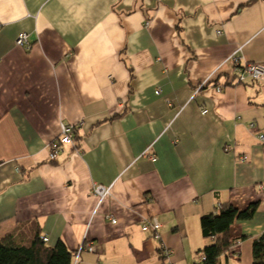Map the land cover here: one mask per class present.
Returning a JSON list of instances; mask_svg holds the SVG:
<instances>
[{"label": "crops", "instance_id": "obj_1", "mask_svg": "<svg viewBox=\"0 0 264 264\" xmlns=\"http://www.w3.org/2000/svg\"><path fill=\"white\" fill-rule=\"evenodd\" d=\"M250 1L0 0V240L83 245L76 264H194L202 215L256 203L219 263L254 264L264 80L234 76L236 60L264 65ZM62 124L74 136L52 158Z\"/></svg>", "mask_w": 264, "mask_h": 264}, {"label": "trees", "instance_id": "obj_2", "mask_svg": "<svg viewBox=\"0 0 264 264\" xmlns=\"http://www.w3.org/2000/svg\"><path fill=\"white\" fill-rule=\"evenodd\" d=\"M249 80L257 81L247 79L244 82ZM218 81L217 78L215 82ZM256 206V203H251L240 209L224 201L217 205L214 212L202 215V234L205 238H211L212 242L197 251L198 259L194 264H219L221 255L228 254L235 244L230 235L232 225L238 220L251 219ZM74 254L63 240L50 245L39 235L29 244H16L9 238L0 240V264H73ZM252 254L254 264H264V234L254 239Z\"/></svg>", "mask_w": 264, "mask_h": 264}, {"label": "built area", "instance_id": "obj_3", "mask_svg": "<svg viewBox=\"0 0 264 264\" xmlns=\"http://www.w3.org/2000/svg\"><path fill=\"white\" fill-rule=\"evenodd\" d=\"M16 44L18 46H21L25 49H30L31 44H32V38L30 37V33L28 32H21L19 33V35L16 38ZM237 59V58H235ZM236 73L235 76V80L237 82H244L247 79H253V80H264V65L261 64H256V63H247L244 65H240L237 63L236 60V67H235V71H234V75ZM212 77H210L209 79H206V81L204 82V84H206L209 80H211ZM218 89H221V87H218ZM204 113L207 112V109L203 110ZM255 124L252 123L251 127H254ZM61 136L59 138L58 144H54L51 148V157L54 158L56 157V155L58 154V152L61 150V147L59 144H65V143H69L72 142L73 136H74V129L75 126L72 125H66V124H62L61 127ZM258 138L264 142V134L263 133H259L258 134ZM153 160L156 159L155 156L152 157ZM247 159V157L244 155L242 157H240V161H245ZM110 186H106L103 184H95L93 192L98 195L100 197V200H102L104 197H106L109 193H110ZM111 221L113 223L116 222L115 218H112ZM162 224L160 223V221L156 218L153 217L151 219V221H143L142 223V227L144 230L152 228L155 232L154 236L156 238H160V233L159 230L161 228ZM43 241L48 242L49 238L47 236H43L42 237ZM85 247L82 245L78 248V250L75 252V259L73 264H76L78 259H79V255L81 253V251H83ZM89 249H93L92 246H88Z\"/></svg>", "mask_w": 264, "mask_h": 264}]
</instances>
